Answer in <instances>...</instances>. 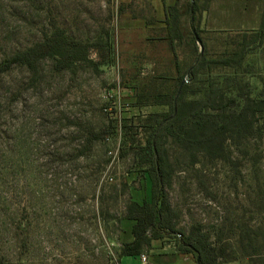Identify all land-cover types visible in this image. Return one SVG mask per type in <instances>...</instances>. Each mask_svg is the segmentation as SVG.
<instances>
[{
  "label": "rangeland",
  "instance_id": "374dc122",
  "mask_svg": "<svg viewBox=\"0 0 264 264\" xmlns=\"http://www.w3.org/2000/svg\"><path fill=\"white\" fill-rule=\"evenodd\" d=\"M176 0H166L171 4ZM198 0L186 28L213 30V37L261 27L264 0ZM189 0H180L183 7ZM161 0H0V59L40 40L51 22L70 36L109 44L108 59L93 51L63 72L48 57L37 73L16 66L0 80V259L4 264H120L132 222L130 201L150 199L146 120L159 105H138L137 94L152 76L173 68L161 40ZM247 8V9H246ZM221 32V33H220ZM180 57L191 46L178 42ZM254 93L262 84L253 79ZM88 125L100 136L82 138ZM85 146L90 148L80 154ZM235 163L197 165L177 173L168 188L180 213L179 227L202 223L212 239L230 233L227 253L243 236L264 234V159L255 150L234 152ZM238 164V165H237ZM131 235V234H130ZM178 236V235H177ZM264 239V236H262ZM156 246L177 247L176 237ZM264 244V242L262 243ZM147 255L148 252L144 251ZM219 264H252L249 258Z\"/></svg>",
  "mask_w": 264,
  "mask_h": 264
},
{
  "label": "trees",
  "instance_id": "16d2710c",
  "mask_svg": "<svg viewBox=\"0 0 264 264\" xmlns=\"http://www.w3.org/2000/svg\"><path fill=\"white\" fill-rule=\"evenodd\" d=\"M163 2L164 16L145 21L150 26L160 23L163 34L150 35L147 40L168 44L173 68L143 84L137 103L167 110L153 112L146 120L148 138L141 165H148L151 195L142 203L127 204L124 219L132 222L133 238L122 244L120 256L142 255L154 240L176 237L177 249L193 254L198 264L244 257L252 264H264V234L255 231L254 236H243L240 248L228 254L224 242L231 234L221 231L213 240L202 223L193 224L188 231L180 228V213L167 192L179 171L219 161L235 163V151L249 155L255 150L257 158L264 159V12L258 29L213 37L216 31L197 27L194 22L185 27L186 15L195 17L199 11L198 0H189L186 7L180 0ZM178 42L191 46L185 60L177 50ZM89 47L100 54L101 62L108 59L109 44L100 39L92 45L84 43L70 36L61 24L51 22L42 39L0 59V80L16 66L37 73L40 62L48 57L55 60L57 72L69 70L88 59ZM253 79L262 84L258 94ZM77 125L82 126L87 146L100 137L88 125ZM87 146L80 154L90 150ZM0 264H4L2 258Z\"/></svg>",
  "mask_w": 264,
  "mask_h": 264
},
{
  "label": "crops",
  "instance_id": "0c3cea01",
  "mask_svg": "<svg viewBox=\"0 0 264 264\" xmlns=\"http://www.w3.org/2000/svg\"><path fill=\"white\" fill-rule=\"evenodd\" d=\"M243 3L250 2L248 0H242ZM162 9L159 11L161 16H164V2L161 0ZM247 9V8H246ZM264 9V8H263ZM255 29V28H250ZM129 235V240L133 237ZM160 240V239H159ZM154 240L152 248L147 250L148 255L144 252L143 254L147 255V262H143L141 255H126L121 257L120 264H198L196 258L193 254L181 253L177 247H171V245H161L156 246V241Z\"/></svg>",
  "mask_w": 264,
  "mask_h": 264
},
{
  "label": "built area",
  "instance_id": "2783aa9c",
  "mask_svg": "<svg viewBox=\"0 0 264 264\" xmlns=\"http://www.w3.org/2000/svg\"><path fill=\"white\" fill-rule=\"evenodd\" d=\"M141 259L143 262H147V255L146 254H142L141 255Z\"/></svg>",
  "mask_w": 264,
  "mask_h": 264
},
{
  "label": "water",
  "instance_id": "95a60500",
  "mask_svg": "<svg viewBox=\"0 0 264 264\" xmlns=\"http://www.w3.org/2000/svg\"><path fill=\"white\" fill-rule=\"evenodd\" d=\"M175 110H177V104L175 105Z\"/></svg>",
  "mask_w": 264,
  "mask_h": 264
}]
</instances>
